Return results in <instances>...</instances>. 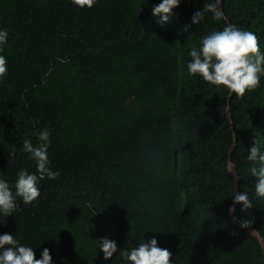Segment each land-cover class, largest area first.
Wrapping results in <instances>:
<instances>
[{
	"label": "trees",
	"instance_id": "1",
	"mask_svg": "<svg viewBox=\"0 0 264 264\" xmlns=\"http://www.w3.org/2000/svg\"><path fill=\"white\" fill-rule=\"evenodd\" d=\"M158 2L0 0L9 69L0 80V176L11 184L19 168L35 171L22 141L35 144L32 133L45 128L50 166L61 173L40 182L32 204L17 198L14 216H0V234L37 259L48 248L53 264H123L118 254L104 260L94 240L123 251L144 234L173 264H264L262 242L229 210L234 191H248L253 207L237 203L234 220L251 221L264 239V199L247 160L255 141L264 154V78L237 97L186 66L202 35L225 23L255 32L264 51V0H222L226 21L207 13L198 25L192 14L213 0H181L164 23L151 11Z\"/></svg>",
	"mask_w": 264,
	"mask_h": 264
},
{
	"label": "clouds",
	"instance_id": "2",
	"mask_svg": "<svg viewBox=\"0 0 264 264\" xmlns=\"http://www.w3.org/2000/svg\"><path fill=\"white\" fill-rule=\"evenodd\" d=\"M70 2L74 7L91 9L98 0ZM180 4L181 0H160L151 11L154 16L163 14L161 23H164L173 9ZM221 4L222 0H213L205 4L202 9L192 14V23L200 24L207 13H211L215 21H226ZM7 43L8 31L0 28V80H3L9 71L7 58L2 54ZM188 55L190 59L186 66L190 76L199 77L217 89L223 87L227 89L229 95L243 97L246 92L259 88L261 79L264 78V51L261 50L257 34L232 23H225L222 29L202 35L198 47L191 48ZM50 135L47 128L40 129L32 133L37 141L35 144L31 138L22 141V150L27 154V159L35 162L34 172H30L28 168H19L11 184L9 180L0 176V216H14L18 210L17 198H20L24 205L32 204L40 196V182L45 179L55 180L60 176L61 173L50 166L48 155L51 146ZM11 156L14 158L15 153H11ZM247 160L254 164L249 169L251 176L256 178L254 195L258 199H264V154H261L257 141L248 149ZM257 164L258 166H255ZM235 170L236 167L229 162L228 172H234L239 179ZM231 196L233 204L229 209L230 214L235 210L237 203L242 205V210L253 207L248 191L238 193L236 189ZM238 222L241 228H247L251 224L248 220ZM94 243L98 253L102 252L106 261L114 254H118L123 264H173V254L170 250L158 246L155 237L145 240L144 234L138 245L123 251L118 248L115 240L107 237L95 239ZM0 264H53V259L48 248H44L37 259L33 247L21 243L14 234L5 232L0 234Z\"/></svg>",
	"mask_w": 264,
	"mask_h": 264
},
{
	"label": "water",
	"instance_id": "3",
	"mask_svg": "<svg viewBox=\"0 0 264 264\" xmlns=\"http://www.w3.org/2000/svg\"><path fill=\"white\" fill-rule=\"evenodd\" d=\"M221 7H222V5H221ZM228 113H230V110L228 111ZM234 169H235V168H234ZM235 171H236V170H235ZM231 174L234 175V176L236 177L237 182H239V179H238L237 175H235L234 172H232ZM234 211H235V210H234ZM234 211H231V214H230V216H231V220H232V222H233L235 225H237V226L240 227V225H238V224L233 220V218H234ZM243 229H248V230H250V231L252 232V234L262 242V245H263V248H264V240H263V238L260 236V234H259L255 229H252V228H249V227H247V228H243Z\"/></svg>",
	"mask_w": 264,
	"mask_h": 264
}]
</instances>
